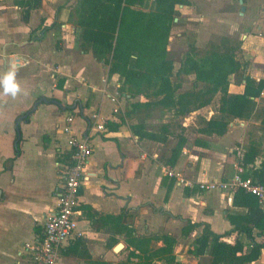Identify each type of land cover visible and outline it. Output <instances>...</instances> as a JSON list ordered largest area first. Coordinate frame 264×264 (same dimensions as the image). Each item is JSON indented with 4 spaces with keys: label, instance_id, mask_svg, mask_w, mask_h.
Returning a JSON list of instances; mask_svg holds the SVG:
<instances>
[{
    "label": "crops",
    "instance_id": "1",
    "mask_svg": "<svg viewBox=\"0 0 264 264\" xmlns=\"http://www.w3.org/2000/svg\"><path fill=\"white\" fill-rule=\"evenodd\" d=\"M25 1L28 0H0V77L16 62L19 70H29L27 77L32 80L24 87L27 100L21 106H11L18 96L13 99L0 95V264H24V245L41 237L45 216L55 210L70 165L68 137L62 132L68 116H73V124L78 123L72 134L87 137L92 154L85 168L78 207V227L84 232L87 254L63 255L70 242L62 252L61 264H116L117 244H122L121 251L128 255L134 251L128 245L132 237L164 234L176 240L175 263L198 264L197 258L187 252L202 234V226L188 237H182V228L188 222L204 224L213 233L225 235L233 228L226 215L243 217L247 212L245 207L232 206L233 195L202 192L198 183L202 179L230 177L236 162L235 150L243 154L252 145L258 155L248 172L261 168L264 172V91L255 100L252 117L233 120L222 136L200 131L204 123L219 115V95L217 100L214 98L215 104L179 116L184 127H193L194 139L184 135L168 152L160 150L167 136L136 123V116L158 108L128 115L137 99L120 94L122 80L115 75L108 77L101 63L79 49L80 30L74 24L72 29L71 11L63 7L62 0H41L36 9L28 8L22 3ZM187 1L189 5L176 7L177 18L184 24L182 31L198 30L199 37H204V41L198 38L195 46L204 47L213 41V36L240 41L242 57L237 60L245 68V75L257 82L264 80V0H243L242 15L239 0L237 9H232V0ZM181 77L192 82L191 87L181 84ZM181 77L179 92L191 90L194 75ZM59 80L63 82L61 88L57 87ZM243 91L244 82L235 84L231 80L229 94ZM51 113L56 116L54 120L49 117ZM93 114L104 121L103 132L90 129ZM167 170L179 174L183 182L168 178ZM95 213L122 216L124 227L115 230L111 224L103 225ZM259 233L254 229L253 239L264 243V235ZM225 241H239L243 252L251 248L243 233L227 235ZM183 245L186 246L181 251ZM161 246V242L150 244L152 248ZM256 264H264V247Z\"/></svg>",
    "mask_w": 264,
    "mask_h": 264
},
{
    "label": "trees",
    "instance_id": "2",
    "mask_svg": "<svg viewBox=\"0 0 264 264\" xmlns=\"http://www.w3.org/2000/svg\"><path fill=\"white\" fill-rule=\"evenodd\" d=\"M40 1L22 3L36 9ZM147 4V0H80L74 9L75 28L80 30L79 49L84 54L90 53L101 63L108 77L115 75L122 80V86L118 89L120 94L129 96V99L138 98L131 104L128 115L165 108L185 117L207 107L219 95V115L206 122L201 133L222 136L233 120L250 119L255 100L264 91V80L257 82L245 75V68L237 60V53L241 51L239 45L228 37H221L209 41L203 48L189 46L174 74L177 81L173 82L174 61L169 57L168 40L174 20L179 16L176 7L189 3L187 0H154L151 9L146 11ZM188 75L195 78L192 88L179 93V78ZM231 80L235 84L244 82L242 94L228 93ZM62 83L59 80L57 87L61 88ZM49 101L56 103L54 99ZM25 121H28V117ZM261 124L264 126V118ZM136 134L141 136L140 132L136 131ZM147 136L151 137V134ZM16 153H19L18 150ZM262 154L264 161V144ZM257 155L256 146H249L242 154L241 166L246 170L245 177L251 176L256 182L264 184L262 168L248 172ZM11 162L12 159L8 163ZM232 206L245 207L247 212L243 217L226 215L233 228L225 235L213 233L204 224L188 222L182 228V237H188L202 226V234L187 252L197 258L198 264H256L258 261L264 243H255L252 235L254 229L260 231L259 235H264V213L260 211L257 199L241 190L233 195ZM95 214L103 225L111 224L115 230L124 227L122 216ZM124 230L128 229L125 227ZM233 233H243L251 242L248 252H243L239 241H225V237ZM152 242H161L162 246L152 248ZM175 243V238L167 234L141 239L132 237L128 245L134 251L129 252L124 262L116 264H154L155 261L179 264L175 263L173 255ZM70 254L74 257L85 256L84 240L73 241L63 253L65 256Z\"/></svg>",
    "mask_w": 264,
    "mask_h": 264
},
{
    "label": "built area",
    "instance_id": "3",
    "mask_svg": "<svg viewBox=\"0 0 264 264\" xmlns=\"http://www.w3.org/2000/svg\"><path fill=\"white\" fill-rule=\"evenodd\" d=\"M116 96L118 97V92ZM112 101L115 102V98H112ZM114 112H117L116 108ZM72 124L73 116L64 119L62 132L68 137L67 144L71 155L55 210L45 216L41 237L33 243L24 245L26 257L24 264H61L65 246L85 238L84 232L78 227V207L85 181V168L92 154V148L87 137L72 134ZM90 129L96 132L105 130L104 121L98 114L90 117ZM235 155L234 172L230 177L218 181L202 179L198 183V188L202 192H220L230 195L241 190L254 196L260 211L264 213V184L256 182L251 176L245 177L246 170L241 166L242 152L236 149ZM166 174L169 178H177L180 183L183 182L179 174L171 170H167Z\"/></svg>",
    "mask_w": 264,
    "mask_h": 264
},
{
    "label": "rangeland",
    "instance_id": "4",
    "mask_svg": "<svg viewBox=\"0 0 264 264\" xmlns=\"http://www.w3.org/2000/svg\"><path fill=\"white\" fill-rule=\"evenodd\" d=\"M80 0H62L63 3V7H66L68 9H70L71 13H70V19L69 22L72 24V29L74 28V21H75V17L76 14L74 12L75 6L77 4V2H79ZM148 4L146 7V11H149L152 7V3L154 2V0H147ZM232 4V9H237L240 6L238 5V0H232L231 1ZM178 21L175 22L174 24V28L175 31L173 29V34H171L169 40H168V51L170 54V58L174 61L173 64V77H172V81L176 82V77H175V72L178 68L179 62L181 60L182 55L188 50L189 46L191 45H195L196 41L201 40L204 41V37H199V33L198 30H194V32H192L191 30H185L182 31V27L184 24L181 22L180 18H177ZM74 24V25H73ZM57 27L59 28V30H61L60 26L57 25ZM181 27V28H180ZM57 30V29H56ZM21 33H23V29L21 30ZM221 37H216L213 36L212 40H219ZM239 47H240V41L237 42L235 41ZM203 46V45H201ZM203 48V47H200ZM241 50V49H240ZM242 50L240 52L237 53V59L242 57ZM32 70V69H31ZM29 70L27 69H20L17 72V80L18 82L21 84V88H22V92H21V97L16 98L15 100L11 101V106L12 104H16L18 103V105H23L25 103V101L27 100L26 98V93H25V88L27 86V83L31 82L32 80L27 77V75ZM45 73V71H44ZM48 75V73H47ZM47 75L45 74V76L47 77ZM192 82L188 81V79L181 77V84H184L185 87H191ZM180 93V92H179ZM138 100V98H136ZM136 99L134 101H136ZM218 97H215V100H217ZM214 100V102H215ZM213 102V103H214ZM212 103V104H213ZM215 104V103H214ZM215 108V106H213ZM66 113L64 112V114H58V115H65ZM47 115V114H46ZM49 117L51 120H54L56 118L55 115L49 114ZM136 123L141 124L144 128H146L147 130L153 131L155 133L158 134H163L167 136V143L164 145L165 147L161 148L160 150H165L166 152L169 151V148L171 146H174L177 144V139L178 138H182L184 135L187 136V139H194V129L193 127H184L183 126V119L179 116H177L174 112L173 109H165V108H158L157 110L150 112V113H144L141 115L136 116ZM80 119V118H79ZM203 124V122L201 123ZM77 125L78 123H75L72 125V129L76 128L77 129ZM205 125V123H204ZM263 133H264V129H263ZM161 152V151H160ZM167 176V174H166ZM168 177V176H167ZM169 178V177H168ZM186 245L182 246L181 251L185 249ZM118 261L115 263H119V262H124L127 259V254L124 250L121 251L120 253H118ZM120 256V257H119Z\"/></svg>",
    "mask_w": 264,
    "mask_h": 264
},
{
    "label": "clouds",
    "instance_id": "5",
    "mask_svg": "<svg viewBox=\"0 0 264 264\" xmlns=\"http://www.w3.org/2000/svg\"><path fill=\"white\" fill-rule=\"evenodd\" d=\"M19 68L16 62H12L11 67L7 68L3 76L0 77V87L2 92L0 95L15 99L22 92L20 83L17 80V72Z\"/></svg>",
    "mask_w": 264,
    "mask_h": 264
},
{
    "label": "water",
    "instance_id": "6",
    "mask_svg": "<svg viewBox=\"0 0 264 264\" xmlns=\"http://www.w3.org/2000/svg\"><path fill=\"white\" fill-rule=\"evenodd\" d=\"M239 5L241 6L240 7V11H241V15L243 14V12L245 11V7L243 5V0H239ZM123 245L122 244H117L114 248V252L115 253H119L122 249H123Z\"/></svg>",
    "mask_w": 264,
    "mask_h": 264
}]
</instances>
